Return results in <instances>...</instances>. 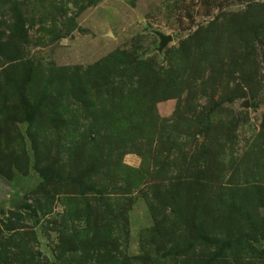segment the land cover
Instances as JSON below:
<instances>
[{
  "label": "rangeland",
  "instance_id": "1",
  "mask_svg": "<svg viewBox=\"0 0 264 264\" xmlns=\"http://www.w3.org/2000/svg\"><path fill=\"white\" fill-rule=\"evenodd\" d=\"M0 184V264H264V0H0Z\"/></svg>",
  "mask_w": 264,
  "mask_h": 264
},
{
  "label": "water",
  "instance_id": "2",
  "mask_svg": "<svg viewBox=\"0 0 264 264\" xmlns=\"http://www.w3.org/2000/svg\"><path fill=\"white\" fill-rule=\"evenodd\" d=\"M156 33L160 37L159 49L162 50L168 44V42L172 40V37L171 35L164 34L163 32L160 31H157ZM1 186L2 185L0 184V187Z\"/></svg>",
  "mask_w": 264,
  "mask_h": 264
}]
</instances>
